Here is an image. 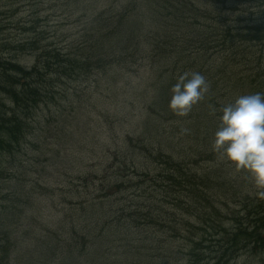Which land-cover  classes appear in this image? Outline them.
<instances>
[{
	"label": "rangeland",
	"instance_id": "obj_1",
	"mask_svg": "<svg viewBox=\"0 0 264 264\" xmlns=\"http://www.w3.org/2000/svg\"><path fill=\"white\" fill-rule=\"evenodd\" d=\"M219 1L214 6L220 13L205 25H211L206 28L207 37L217 47L205 66L212 74L203 71L210 86L218 90L209 109L201 108L200 102L180 117L169 106L164 110L155 105L153 88L166 81L164 70L174 67L170 61L154 65L152 60L149 64L139 61L130 68H134L132 76L126 73L131 65L128 61L114 63L108 80L101 76L96 82V73L89 80H66L63 95L34 112L19 148L13 154L0 152V216L17 205L26 219L19 223V233L25 237L17 246L23 250L20 264H59L50 262L53 251H47L56 240L59 251L80 246L85 262L92 256L97 264H190L194 243L207 240L203 245L214 246L234 223L232 211L245 210L253 201L259 203L262 198L255 195L247 175L237 174L232 165L221 162L212 142L219 126V108L230 96L240 94L235 86L226 88L227 81H239L254 71L252 78H258L257 84L264 83V62L256 71L259 59L243 55L256 51L245 41L244 28L264 22V0ZM128 3L0 0V58L16 56L13 43L25 38L45 37L55 46L68 48L78 45L84 39L81 29L90 18L107 9L121 11ZM37 14L43 18L40 24L33 22ZM255 53L257 57L261 54ZM34 58L20 56L21 63L29 67ZM116 58L127 59V55ZM115 79L117 84L112 83ZM102 85L118 94L106 99L97 91H105ZM216 103L217 112L211 115L217 117L212 119L214 125L203 129L200 116H206L205 110L211 111ZM13 161L14 170L9 164ZM171 166L176 168L174 173ZM195 173L200 183L203 178L211 185L206 193V187L188 190L185 186L184 180ZM117 185L120 192L108 196ZM101 201L105 208H89ZM72 223L77 225L76 240L68 234ZM31 224L34 227L29 228ZM208 247L201 248L207 252L204 259L221 256V249L209 255ZM66 260L62 264L70 263ZM246 263L264 264V255L256 259L243 256L233 264Z\"/></svg>",
	"mask_w": 264,
	"mask_h": 264
},
{
	"label": "trees",
	"instance_id": "obj_2",
	"mask_svg": "<svg viewBox=\"0 0 264 264\" xmlns=\"http://www.w3.org/2000/svg\"><path fill=\"white\" fill-rule=\"evenodd\" d=\"M219 2V0H215V2L212 0H129L128 5L121 11L107 9L96 14L94 18H90L85 27L81 29L84 39L78 45L75 44L70 48L65 45L60 46V44L55 46L45 37L25 38L14 42L12 51H15V55H17L12 58H0V152L13 154L19 148L20 142L29 133L34 112H37L42 104L49 105L56 102L58 96L63 95L61 94L63 93L62 85L66 80H89L96 73L98 76L95 80L99 83L101 76L106 79L108 78L106 76H111L109 71L115 65L114 63L123 64L128 61L131 65L126 73L132 76L134 68L132 70L130 68L139 61L149 64L152 60L153 65L161 60L170 61L174 67L164 70L163 74L167 76L166 81L153 88L156 90L155 105L167 110L166 102L169 101L171 87L176 83L180 74L191 70L202 74L203 71H206V74H212L209 69H205V66L210 61L211 50L217 49V47L212 46L207 37L206 28L211 25L207 27L205 25L206 22L213 21L212 17L216 13H220L219 7L214 6ZM33 18L36 19L33 21L37 22L36 24H40L41 22L38 21L43 19L42 15L38 14ZM244 31L245 41L251 43V47L261 54L257 57L256 51L249 50L243 55L247 58L248 55H251L253 60L254 58L255 60L259 59L260 64L256 71H260L264 62V50H262L264 47V22L254 23L252 26L247 25ZM226 40L225 38L224 42ZM223 46L224 43L219 47ZM117 55H127V59H118ZM20 56H34V64L31 67L22 64ZM253 74L254 71L248 77L245 75L240 79L238 76L239 81H227L226 88L235 86L234 90L236 92L239 90V95L264 92V83L257 84L258 78H252ZM112 83L117 84L118 80L115 79ZM104 88L105 91L101 89L97 91L106 99L111 100L114 96L112 93L118 94L108 85ZM68 90L70 88L64 91L66 92L64 96H67ZM215 90L216 87L211 84L209 93L201 101V108L209 109L214 93L218 92ZM235 98L236 96L233 98L230 96L227 103ZM6 102H9L10 106H7ZM219 103H216V108ZM206 110V116L201 115L200 121L204 125L202 128L208 130L210 124L214 125L212 119L217 117L215 115L211 117L212 111ZM9 164L14 170L15 161ZM172 165L177 164L172 163ZM171 167H173L174 173L176 168ZM11 169L10 171H12ZM1 171L4 175L7 168L1 169ZM189 175L190 177L184 180L188 190L195 187L197 190L199 188L204 190L206 187L204 191L206 193L211 188L210 184L204 183L203 178L201 183L206 186L201 185L197 173ZM10 177L11 175L7 176L5 180ZM178 186L180 187V184ZM120 189L121 186L117 185L108 192V196L119 193ZM14 194L18 197V193ZM204 195L206 194H203V197ZM204 199L208 202L205 197ZM255 204L257 201L245 206V210L232 211L231 215L235 216L232 229L222 233L223 238L214 246L203 245L204 242L207 243V240L194 243V248L190 253V264H200L203 261L206 264H211L210 260L203 258L207 252L203 253L201 248L208 247V254L213 256L217 253L214 250L221 241L224 242V245L218 248L223 252L220 257L211 258V260H216L212 264H228L240 252L241 257L244 256L246 259H256V257L264 255V198L259 200L256 206ZM95 205L97 208H105L102 201L90 205L89 208ZM9 209L1 212V216H5H2L0 221V264H13V262L20 264L24 258L23 250L17 246L18 242L24 241L25 237L23 233H19V223L26 219L25 214L21 210H17L20 209L17 205L9 207ZM133 220L135 221L134 218ZM32 227L34 224H31L29 228ZM76 227L77 225L72 223L71 228L68 229L70 239L76 240V236L74 237ZM204 230L210 231L207 228ZM51 244L53 246L47 248V251H53L51 257L53 260L50 262L57 261L62 264L69 258V264H97V260L92 256L90 257L92 260L81 261L80 246L78 249L66 252L59 251L58 240H56V244L54 242ZM87 248L89 247H86L85 250Z\"/></svg>",
	"mask_w": 264,
	"mask_h": 264
},
{
	"label": "clouds",
	"instance_id": "obj_3",
	"mask_svg": "<svg viewBox=\"0 0 264 264\" xmlns=\"http://www.w3.org/2000/svg\"><path fill=\"white\" fill-rule=\"evenodd\" d=\"M209 91L210 84L202 73L184 72L171 87L169 109L177 116H187ZM211 111L216 114L217 108L212 106ZM212 148L235 173H245L255 195L264 198V92L239 95L219 108Z\"/></svg>",
	"mask_w": 264,
	"mask_h": 264
}]
</instances>
